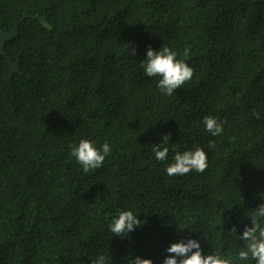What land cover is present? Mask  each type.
Masks as SVG:
<instances>
[{"label": "trees", "instance_id": "obj_1", "mask_svg": "<svg viewBox=\"0 0 264 264\" xmlns=\"http://www.w3.org/2000/svg\"><path fill=\"white\" fill-rule=\"evenodd\" d=\"M0 29L18 31L4 51L20 70L0 55V264H159L181 227L234 243L264 202V0H0ZM163 46L194 69L171 96L140 68ZM166 133L169 158L202 147L205 171L167 176L151 151ZM81 138L110 143L102 168L70 156ZM129 208L146 223L111 237Z\"/></svg>", "mask_w": 264, "mask_h": 264}, {"label": "clouds", "instance_id": "obj_2", "mask_svg": "<svg viewBox=\"0 0 264 264\" xmlns=\"http://www.w3.org/2000/svg\"><path fill=\"white\" fill-rule=\"evenodd\" d=\"M41 24H45L43 17H37ZM129 51V49H128ZM131 55H136V49H131ZM185 51V55H187ZM140 68L147 77L157 78V88L160 93L171 96L193 77L194 69L184 60L177 58V53L167 46L159 49L148 47ZM204 131L211 137H219L224 132V122L215 116H205L202 119ZM170 133L163 134L161 141L152 146L154 159L166 162L164 171L167 176L183 177L190 172L202 173L208 167V155L202 147H193L183 151L173 149L169 158ZM209 148H214V141H209ZM112 152V146L105 141L98 144L95 140L81 138L71 148L70 156L80 166L83 173L87 174L103 167L106 158ZM243 230L237 236L236 226L228 229L234 243H225L218 236L214 240L200 235L192 236L193 232L185 227L176 228L174 239L168 241L164 247V255L159 264H264V202L245 214ZM133 209H122L112 215L107 222V230L112 236L129 239V234L145 223ZM188 230V235H183V230ZM207 241L211 251L205 250ZM124 264H156L152 258L142 257L128 253L122 257ZM89 264H109L108 258L103 253H98L90 258Z\"/></svg>", "mask_w": 264, "mask_h": 264}, {"label": "water", "instance_id": "obj_3", "mask_svg": "<svg viewBox=\"0 0 264 264\" xmlns=\"http://www.w3.org/2000/svg\"><path fill=\"white\" fill-rule=\"evenodd\" d=\"M17 35H18L17 30L13 31L12 33H6L2 29H0V55H5V57L8 61L9 69H10V77L13 74L19 73V71H20L19 67H18L19 63H18V59H16L15 62H12L10 60L9 56L5 54L4 46L8 40L15 38Z\"/></svg>", "mask_w": 264, "mask_h": 264}]
</instances>
